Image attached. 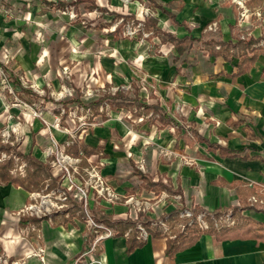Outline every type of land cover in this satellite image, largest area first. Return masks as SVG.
<instances>
[{
    "label": "crops",
    "instance_id": "obj_1",
    "mask_svg": "<svg viewBox=\"0 0 264 264\" xmlns=\"http://www.w3.org/2000/svg\"><path fill=\"white\" fill-rule=\"evenodd\" d=\"M157 1L163 9L147 0H0L6 75L0 74V133L21 124L13 145L1 148L27 165L23 176L15 175L10 160L13 178L33 171L29 156L49 173L38 189L0 183V264H264V243L255 240L218 242L203 235L169 257L168 238L143 228L146 237L138 233L142 245L131 253L129 231L98 239L100 217L166 227L172 213L182 221L183 213L197 209L226 214L234 225L231 210L239 208L241 217L264 223V54L248 73L231 77L235 59L226 63L197 48L200 40L219 38L251 39L264 49V0ZM171 2L180 8L167 7ZM149 19L176 40H193L191 48L180 52L161 42L146 30ZM93 92L101 94L85 104ZM116 93L158 107L165 118L142 108L140 115L106 104L96 114L85 108ZM38 106L41 119L34 116ZM77 110L98 122L86 124ZM57 119L60 130L53 127ZM52 140L78 160L81 175L98 167L115 196L109 203L89 189L86 210L97 227L87 223L74 190L49 216L24 212L32 194L63 191L46 153ZM74 144L94 154L72 157L67 150ZM210 144L247 159L222 157ZM138 174L165 189H145Z\"/></svg>",
    "mask_w": 264,
    "mask_h": 264
},
{
    "label": "trees",
    "instance_id": "obj_2",
    "mask_svg": "<svg viewBox=\"0 0 264 264\" xmlns=\"http://www.w3.org/2000/svg\"><path fill=\"white\" fill-rule=\"evenodd\" d=\"M149 5L155 8L163 9L161 4L157 0H147ZM179 5V6H178ZM167 7L172 9H179L180 4L168 3ZM146 30H151L155 36H158L163 43H169L173 45L177 50L182 52L183 50H189L193 43L191 39L176 40L172 36L162 33L157 27L156 22L153 19H149L145 22ZM257 42L248 39L240 40L236 39L235 43L231 42H221L219 38H208L205 40H200L197 42V48L201 51H205L209 57L218 58L226 63H231L234 59L236 60V65L234 71L230 75L231 77H238L246 74L253 67L254 63L257 61L258 57L264 54V49L256 46ZM262 77H264V69L262 71ZM78 101V100H77ZM68 103V102H67ZM78 104H81L78 101ZM106 104L110 109L121 108L127 110L131 113L135 111L137 113L139 108L148 114L151 110L154 114H157L162 121L165 115L160 112L158 107H147L138 102L136 98H127L121 93H116L114 96L106 95L100 99L90 102L85 105V108H90L93 113H97L100 105ZM209 150L217 151L220 156L225 158H239L247 159L246 157H241L237 152L228 151L216 144H210L208 146ZM68 154L72 157L82 156L88 157L94 154V151L82 144H74L71 148L67 150ZM29 164L33 171H30L28 176L24 179L13 178L10 175V169L13 167L12 161H7L0 166V183L4 184H14L16 186H23L28 190L38 189L42 186L43 181L48 177V169L41 162L33 157H28ZM139 178L142 180V186L147 190L159 191L165 189L160 183H152L146 177L138 174ZM197 210V209H196ZM242 209L233 208L232 215L236 217L237 222L232 227H219L215 228L213 223L210 222L206 230H200L193 224L186 226V228L177 234L173 239L167 237V247L166 254L169 257H174L175 254L191 248L196 244L199 238L203 235L214 237L218 242L233 241V240H255L257 242L264 243V223L255 221L250 218H243L240 216ZM220 213H215L212 215H217ZM179 213L174 212L169 215L167 222L174 223L177 221ZM211 215V214H210ZM97 222L103 223L106 227L113 230V235L124 236L127 231H129V236L127 238V253H131L136 248L142 245L140 240H137L138 230L136 229V222L130 220H114L112 221L108 217H100L95 219ZM169 222V223H170ZM143 227L153 236L158 238L166 237L159 231L150 228V222H143Z\"/></svg>",
    "mask_w": 264,
    "mask_h": 264
},
{
    "label": "built area",
    "instance_id": "obj_3",
    "mask_svg": "<svg viewBox=\"0 0 264 264\" xmlns=\"http://www.w3.org/2000/svg\"><path fill=\"white\" fill-rule=\"evenodd\" d=\"M0 74L4 79H6V75L1 70V68ZM43 123L47 128H50V125L46 121H43ZM20 127V123L10 125L0 133V166L7 161L13 160L16 163L13 174L23 176L25 174V168L27 165L23 163L16 154H9L6 151H3L1 148V146L5 147L7 145H13L11 138L13 135H19ZM53 127L57 130H60V119L56 120V123ZM46 153L49 158H53L51 161V167L55 173V176L59 178V189H63V191L58 192L57 196V193L55 192H51L49 194H32L31 198L33 202L26 207L24 212L38 218L49 216L52 213L62 209L60 202L67 199V190H74L75 197L78 198L83 204V212L85 214L87 223L91 227H97L93 223V220L89 218L88 212L86 210L89 189L93 190L98 197L103 198L106 200V202L112 203L115 200V196L108 188L105 187L98 167H92L90 170H84V175H81L77 167L78 160L73 159L65 154L63 149L60 148L59 144L55 140H52V147L48 149ZM183 216L185 218H189L191 217V213H183ZM226 217L227 221L230 222V216L226 215ZM200 223H202V221H198V225H200ZM226 225H229V223ZM162 227L165 231L167 230L165 226L162 225ZM98 229L104 231L103 235L99 236L98 239L113 235L111 230L103 228L102 226H99ZM138 230L140 231L139 238L144 239L146 237V233L141 227H138Z\"/></svg>",
    "mask_w": 264,
    "mask_h": 264
},
{
    "label": "rangeland",
    "instance_id": "obj_4",
    "mask_svg": "<svg viewBox=\"0 0 264 264\" xmlns=\"http://www.w3.org/2000/svg\"><path fill=\"white\" fill-rule=\"evenodd\" d=\"M128 27H130V25H128ZM93 94H92L91 97H87V100L84 101L85 104L87 102H89L90 100L95 99L96 98L95 95H97V94L99 95V94H101V92L100 93L99 92L98 93L93 92ZM33 111L36 114V115L34 114V116L39 117L40 119L42 118L41 117L42 116L41 112H43V108L41 106H38L37 108H34ZM75 112H76L75 115L78 118H81V117L84 118L86 124L95 123V121L98 122V120H99V119H96V120L95 119L94 120L90 119V117H89L90 114H89L88 111L87 112H84V111L82 112L80 110H77ZM71 113H72V110H71ZM110 114L111 113L108 112V116H110ZM119 114H120L121 118H124L123 117L125 115L124 112H119ZM88 119H90V120H88ZM208 120L209 119H205L204 120V122H206L205 125L209 124ZM138 133H140V132H138ZM237 133L239 135L241 134L239 125H237ZM140 137L144 138V136L142 134H140ZM242 138H243V136L241 137V140H242ZM234 144H238V142L236 141V143H234ZM240 144H241V142H240ZM191 211H192V212H190L191 213V217L184 218L182 221H175L174 223L169 224L168 226H166V229H167L166 231L163 230V229H160L161 227H158V226H153V227H151V229L157 230L161 234L165 235L166 237H170L171 239H173L177 234L182 232L186 228V226L189 227L188 225H191V224H193L194 226H196L200 230H206L208 228L210 222L213 223V225H214V227L216 229L219 228V227H222V226H224V227H232L233 226V224L231 225L230 222L227 221L226 214H221L220 213V214H217V215H212V214L210 215V214H205V213H203V212H201L199 210H191ZM198 221H202V223H200V225H198ZM233 222L235 224L237 222V219H234ZM93 223H96V221L93 220ZM142 223L143 222H140V221L136 222V229L137 230H138V227H141L144 230H146V228L143 227ZM228 223H229V225H226ZM101 231H103V230H101ZM138 232L140 233L139 230H138Z\"/></svg>",
    "mask_w": 264,
    "mask_h": 264
},
{
    "label": "flooded vegetation",
    "instance_id": "obj_5",
    "mask_svg": "<svg viewBox=\"0 0 264 264\" xmlns=\"http://www.w3.org/2000/svg\"><path fill=\"white\" fill-rule=\"evenodd\" d=\"M156 223H157V222H156ZM100 225H101L102 227H106L103 223H100ZM154 226L161 227L160 229H163V230H164V228L162 227V223L155 224Z\"/></svg>",
    "mask_w": 264,
    "mask_h": 264
}]
</instances>
